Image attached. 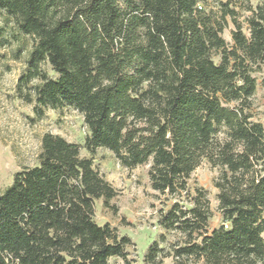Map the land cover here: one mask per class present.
<instances>
[{
    "label": "trees",
    "instance_id": "16d2710c",
    "mask_svg": "<svg viewBox=\"0 0 264 264\" xmlns=\"http://www.w3.org/2000/svg\"><path fill=\"white\" fill-rule=\"evenodd\" d=\"M209 1L0 0V9L33 39L19 82L40 81L29 96L37 115L75 107L91 154L107 148L129 168L152 161L153 188L175 198L160 223L179 237L171 251L152 247L148 260L162 252L176 264H264V127L246 113L264 64V0L247 7L249 36L236 9L242 0ZM228 16L231 46L222 37ZM205 161L221 169L224 222L212 230L203 190L189 206L180 199ZM116 195L78 144L44 134L38 164L0 194V264L126 258L131 238L95 220L96 201Z\"/></svg>",
    "mask_w": 264,
    "mask_h": 264
},
{
    "label": "rangeland",
    "instance_id": "374dc122",
    "mask_svg": "<svg viewBox=\"0 0 264 264\" xmlns=\"http://www.w3.org/2000/svg\"><path fill=\"white\" fill-rule=\"evenodd\" d=\"M242 1L236 6L238 19L249 36L248 17L252 12L247 7L256 8L263 0ZM209 4L214 7L216 0H210ZM227 20L222 37L231 46L235 25L229 16ZM32 48V37L21 33L13 18L0 9V194L12 184L16 172L38 164L44 134L60 135L78 144L82 157L93 158L94 166L117 190V195L109 204H105L103 198L96 201L95 220L100 225L110 224L120 235L130 237L132 244L126 249V258L112 257L108 264H176L172 255L164 257L162 252L154 261L147 259L152 247L171 251L172 244L179 237L176 231L168 230L160 223L161 214L170 210L175 198L153 188L149 175L152 161L129 168L122 165L114 152L107 148H98L91 154L85 147L89 130L84 116L73 106L46 107L39 117L34 109L35 102H30L29 96L33 97L30 87L40 81L33 80L29 87L19 82L26 71ZM213 58L219 63L220 51H214ZM43 68L51 77L55 76L50 65L45 64ZM253 76L256 91L246 113L251 121L264 127V64L260 70L253 72ZM230 106L237 107L238 103H231ZM220 174L219 167L203 162L190 176V195L180 198L184 205L189 206L197 189L204 191L213 211L209 224L211 230L224 222L218 209L219 190L215 186Z\"/></svg>",
    "mask_w": 264,
    "mask_h": 264
},
{
    "label": "built area",
    "instance_id": "2783aa9c",
    "mask_svg": "<svg viewBox=\"0 0 264 264\" xmlns=\"http://www.w3.org/2000/svg\"><path fill=\"white\" fill-rule=\"evenodd\" d=\"M225 227L227 228L228 227V224H225Z\"/></svg>",
    "mask_w": 264,
    "mask_h": 264
}]
</instances>
